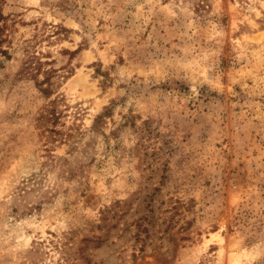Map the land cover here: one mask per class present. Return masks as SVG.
<instances>
[{
  "label": "rangeland",
  "instance_id": "obj_1",
  "mask_svg": "<svg viewBox=\"0 0 264 264\" xmlns=\"http://www.w3.org/2000/svg\"><path fill=\"white\" fill-rule=\"evenodd\" d=\"M0 26V264H264V0Z\"/></svg>",
  "mask_w": 264,
  "mask_h": 264
},
{
  "label": "trees",
  "instance_id": "obj_2",
  "mask_svg": "<svg viewBox=\"0 0 264 264\" xmlns=\"http://www.w3.org/2000/svg\"><path fill=\"white\" fill-rule=\"evenodd\" d=\"M0 29H1V26H0ZM0 53H1V54H2V53H6V50L0 48ZM99 116H100V115H99ZM99 116H98V117H99Z\"/></svg>",
  "mask_w": 264,
  "mask_h": 264
}]
</instances>
